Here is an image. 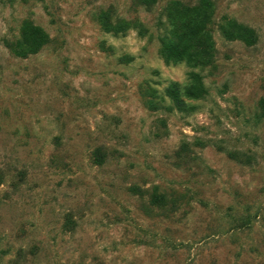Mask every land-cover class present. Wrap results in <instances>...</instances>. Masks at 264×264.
Returning <instances> with one entry per match:
<instances>
[{
  "label": "rangeland",
  "instance_id": "rangeland-1",
  "mask_svg": "<svg viewBox=\"0 0 264 264\" xmlns=\"http://www.w3.org/2000/svg\"><path fill=\"white\" fill-rule=\"evenodd\" d=\"M174 1L0 0V264H264V0Z\"/></svg>",
  "mask_w": 264,
  "mask_h": 264
},
{
  "label": "trees",
  "instance_id": "trees-1",
  "mask_svg": "<svg viewBox=\"0 0 264 264\" xmlns=\"http://www.w3.org/2000/svg\"><path fill=\"white\" fill-rule=\"evenodd\" d=\"M211 8L208 0H202L196 7H188L178 1L169 5L167 17L170 28L165 30L161 37L168 58L201 64L211 62L215 49L212 34L208 30L212 20ZM221 30L228 39H241L248 44L256 42V36L252 30L235 23L223 22ZM40 40L43 42L42 37Z\"/></svg>",
  "mask_w": 264,
  "mask_h": 264
}]
</instances>
